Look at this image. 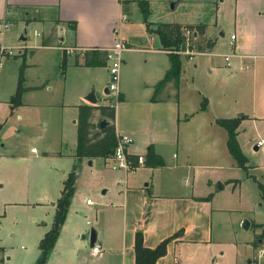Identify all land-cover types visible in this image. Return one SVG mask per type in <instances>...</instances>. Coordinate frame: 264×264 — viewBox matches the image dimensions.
I'll return each mask as SVG.
<instances>
[{
	"label": "crops",
	"instance_id": "obj_1",
	"mask_svg": "<svg viewBox=\"0 0 264 264\" xmlns=\"http://www.w3.org/2000/svg\"><path fill=\"white\" fill-rule=\"evenodd\" d=\"M138 1L0 0V18H7L12 23L10 29L36 24L43 32V38L31 44L32 49L26 47L20 53L12 54L13 57L4 55L0 58V84L5 80L10 82L6 91L0 92V126L8 120L13 121L14 114L17 121L12 123L17 126L22 121L23 124L33 122L39 109L44 105L51 107V103L62 110L74 105L77 109L73 119L76 124V148L77 106L81 103L93 104L86 99L92 84L95 85L97 98L94 104H108L97 97L96 86L102 85L104 75L100 76L94 70L105 69L103 91L107 94V60L105 65H84L83 52L90 49L106 52V48L119 40L127 46L122 52L120 99L115 103L113 122L117 135L132 137L129 154L134 156L135 168L127 173L120 172L117 179H109L113 189L108 198L96 203L91 199L88 203L96 204L94 228L97 231L96 241L102 246L96 256L90 253L88 238L83 236V231L87 230L83 223L81 225L85 205L74 197L71 199L57 242L49 254H57L54 264H84L82 257L86 255L101 264H135L133 244L136 230L143 232L144 244L153 247L179 229H182L180 234L168 242L166 253L155 264H188L186 260L181 261L177 254L182 247L222 244L220 238L213 237V214L223 210L213 203L214 190L222 188L227 182L235 186L241 181L229 175L230 170L237 167V161L227 148V131L217 123L216 118L240 117L237 139L244 153L258 152L260 147L264 149V0L217 1L214 15L205 20H186L180 16H173L171 20L156 19L152 5L163 0H148L150 28L158 22L205 24L203 33L187 35L184 41H191L190 45L195 46L196 50H193L197 52L193 58L181 56L178 86L169 81L154 97L157 82L171 65L170 50L162 47L155 31L147 29ZM189 1L176 0L171 8L177 9ZM230 34H235L233 41ZM13 37L14 42L8 36L7 45H19L17 36ZM199 39L201 44H193ZM25 52L29 53L26 58L22 56ZM47 53L52 61L60 60V63L65 56L67 66H75L88 74L77 90L76 102L56 103L31 96L43 89L38 88L42 83L48 90L53 87L49 85V77L44 76L43 81L36 82L28 73L29 69L43 63V55ZM222 53L230 54L229 63L224 54L222 58ZM198 54L207 58L195 60L194 56ZM183 58H187L185 63ZM207 59L210 60L207 64L208 79L202 81L200 87H192L194 79H191L192 84L185 79H189L192 72ZM23 62L26 64L23 83L29 88L22 92L21 103L14 105L11 100ZM203 101L206 107L201 109ZM96 117L100 119L98 109L93 111V122H97ZM60 124L63 126L62 115ZM259 140L262 144H258ZM150 144L162 156V165L152 166L137 161V155H144ZM56 152L59 157L73 159L74 165L75 149ZM8 154L18 153L0 152V157ZM97 159L105 163L111 160L110 157H84L79 162L80 168L77 167V175L85 165ZM260 165L264 166V161ZM109 190V187L104 188L102 194L106 195ZM207 195L209 198L200 199ZM52 204L56 205V202ZM65 241L69 243L65 245ZM252 242L257 245L263 239ZM259 254H264L262 249ZM221 255V263L226 262L228 254L223 250ZM229 260L228 264L233 261L236 264L235 255L229 256ZM248 261L249 264L254 261L259 264L255 256L248 255Z\"/></svg>",
	"mask_w": 264,
	"mask_h": 264
},
{
	"label": "rangeland",
	"instance_id": "obj_2",
	"mask_svg": "<svg viewBox=\"0 0 264 264\" xmlns=\"http://www.w3.org/2000/svg\"><path fill=\"white\" fill-rule=\"evenodd\" d=\"M198 1L199 3H196ZM217 1L220 3L221 0H190L177 9H172L171 0H163L155 2L152 7H154L156 19L171 20L173 16H180L186 20L198 18L205 20L208 17L211 19L214 15V7ZM224 6H226L225 3ZM229 19L230 17L227 16L228 21ZM24 26H27L29 38L21 41L18 38ZM12 28H8L4 33L5 44L8 43V36L14 42L12 35H15L18 44H24L25 47L32 49L31 44H36L43 38L42 29L36 24H25L21 29L18 26ZM134 28L136 29V27ZM18 29L19 31H17ZM35 31H38L39 34H35ZM133 31L136 33L134 29ZM198 42L201 44L200 39L195 40L193 44ZM190 44L191 41L190 43L185 42L183 47L172 49V51L181 56H189V54L178 51L187 48L196 50L195 46L192 47ZM27 52L22 56L25 58L29 56ZM9 56L13 57L12 54ZM15 57L24 58L21 55H15ZM194 57L195 60L207 58L206 55L201 54ZM51 58L48 53L44 54L43 63L32 67L28 73L34 77L36 82L43 81L41 79L44 76L49 77V85L53 87L48 90L42 83L38 85V88L43 89L31 96L56 103L76 102L78 99L77 90L82 87L83 78H86L88 74L72 65H68L67 71L65 69L62 72L60 60L55 62ZM186 59L183 58L184 63L187 61ZM209 62L210 60H205L198 69L194 70L193 75L189 79H185L187 83L192 84L193 80L191 79H194V84L191 86L200 87L202 81L209 77L207 65ZM94 70H97L100 76L104 75L101 80L102 85L96 86L99 101L115 102L111 94H105L103 91V83L106 80L105 69ZM8 84L10 82L7 80L0 84V92H5ZM90 89L95 91V85L92 84ZM76 112L77 109L74 105H69L62 110L60 107L57 108L55 103H51V107L44 105L39 109V113L34 117L33 122L23 124L22 121L17 126V124L12 123L17 121L14 114L12 116L13 121L8 120L0 126V142L3 143L0 145V152L18 153L17 155L8 154L0 157V264H34L39 257L38 242L50 227L55 212L56 205L52 202H56L63 181L72 169L73 159L68 156L59 157L56 151L62 149L65 152L75 149L76 124L73 119L76 117ZM61 115L63 116V126L60 124ZM96 120L98 121L99 117H96ZM45 122L47 123L45 124ZM32 147L37 151L32 152ZM244 155L247 166H240L235 158L237 167L230 170L229 174L240 178L241 181L235 186L227 182L222 188L214 190L213 203L215 207H220L223 210H217L213 214V237L220 238L222 244L219 246L207 244L182 247L181 250L177 251L181 261L186 260L188 264H201L202 261L203 264H228L230 262L229 256L235 255L236 264H249L248 255H250L255 256L259 264L264 263V254H259L260 249L264 252V197L259 187V182H261L264 189V166L260 165L261 161H264V149L260 147L258 152H246ZM112 165V160L105 163L97 159L85 165L76 177L75 189L71 199L74 197L77 202H82L85 205L81 225L83 223L85 229L87 228L83 231L86 238H88L90 227H95L96 204H88L85 199L89 197L96 203V201L110 196L113 183L109 179L112 177L117 179L120 172H123L120 168H114ZM108 167L112 168L105 169ZM223 173L225 172L223 171ZM107 187L110 190L106 195H103L102 191ZM86 220L91 223H86ZM245 220L249 221L248 226L244 225ZM258 238L263 239V242L256 245L252 240ZM68 243L65 241V245ZM236 244L238 245L236 246ZM223 250L228 254V258L226 262L221 263ZM49 256L45 264H54L58 259L57 254L53 252ZM86 256L82 257L84 264H101L92 256ZM66 260L68 261L69 257ZM232 264L235 262L233 261ZM250 264L257 263L254 261Z\"/></svg>",
	"mask_w": 264,
	"mask_h": 264
},
{
	"label": "trees",
	"instance_id": "obj_3",
	"mask_svg": "<svg viewBox=\"0 0 264 264\" xmlns=\"http://www.w3.org/2000/svg\"><path fill=\"white\" fill-rule=\"evenodd\" d=\"M139 7L141 9L143 19L147 25V29L155 31L160 39L163 48L170 50L169 55L171 58V65L165 72L163 77L157 82L153 97L162 89V87L169 81H172L175 86L179 84V78L181 74V55L172 49H178L184 46V41L188 36L194 34L203 33L205 30L204 23H177V22H158L154 28H150V21L148 16L150 14V7L148 0H139ZM188 33V34H187ZM84 65H105L106 64V52L98 49L85 50ZM77 64V61H75ZM25 63H21L17 87H15L14 94L12 96V102L14 105L21 103L20 96L23 91L29 87L24 85L23 70ZM62 72L67 67L66 57L63 56L60 63ZM120 99V96H119ZM77 116V142L73 156L75 157V163L72 169L68 172L66 178L63 181V186L59 197L56 200L55 212L50 227L44 232L43 236L38 242V248L40 251L39 257L34 264H45L48 256L53 249L55 242L60 234V230L63 222L65 221L69 205L71 203V197L75 189V181L77 177V167L79 162L84 157H110L117 144V134L114 126L115 105L108 104H87L81 103L78 106ZM206 107V102L203 101L201 109ZM98 109L100 112V119L97 122L92 121L93 111ZM105 118L108 123L100 127V120ZM217 123L222 125L227 131V148L231 155L237 159L240 166L246 167V156L244 155L239 141L237 139V126L240 122V117H218ZM134 159V156L131 155ZM144 162L148 165L158 166L163 164V158L157 154L153 145H148L144 154ZM259 187L262 190L264 197V189L261 182ZM209 198V195L200 197V199ZM182 229L174 232L173 234L160 240L155 246H146L143 242V232L136 230L134 234V259L135 264H155L157 259L163 256L167 251V244L170 240L180 234Z\"/></svg>",
	"mask_w": 264,
	"mask_h": 264
},
{
	"label": "built area",
	"instance_id": "obj_4",
	"mask_svg": "<svg viewBox=\"0 0 264 264\" xmlns=\"http://www.w3.org/2000/svg\"><path fill=\"white\" fill-rule=\"evenodd\" d=\"M12 23L7 18H0V58L4 55H11L15 53H20L24 48V44L19 45H7L4 43V33ZM35 34H39L38 31H35ZM188 34V33H187ZM189 35V34H188ZM235 38V34H230V39L233 41ZM127 46L123 41H116L113 45L106 48V60H107V69L109 73V78L107 82V88L108 92L107 94H111L114 98V101H111L109 103L114 104L116 101L119 100L120 96V66L122 61V52L124 49H126ZM178 52H184L186 54H189V57H192L194 53L197 51H194L190 48H187L183 51ZM224 58L229 63L230 54H224ZM132 141V137L126 134L123 135H117V144L115 146V149L110 156V159L113 161V167L114 168H120L124 172L131 171L135 168V162L132 158L131 154H129V145ZM258 144H262V140L257 141ZM31 151H36L35 148H32ZM137 161L140 163L144 162V155L139 154L137 155ZM92 200L91 198H87L86 202L90 203ZM89 221V220H88ZM102 249L101 244L98 241H95V243L90 247V253L93 256H96L100 253Z\"/></svg>",
	"mask_w": 264,
	"mask_h": 264
},
{
	"label": "water",
	"instance_id": "obj_5",
	"mask_svg": "<svg viewBox=\"0 0 264 264\" xmlns=\"http://www.w3.org/2000/svg\"><path fill=\"white\" fill-rule=\"evenodd\" d=\"M175 1L176 0H172L170 2V6L171 7H174V4H175ZM29 38V35H28V32H27V26H24L23 27V30L22 32L20 33L19 35V40L23 41V40H27ZM105 92L107 93L108 92V88L106 87L105 88ZM86 99L90 102V103H96L97 102V98L95 96V91L94 89H90V91L88 92L87 96H86ZM108 123V120L105 119V118H102L100 120V126L103 127L105 126L106 124ZM89 162H91V160H89ZM245 226H248L249 225V221L248 220H245ZM83 236L85 237V234H83ZM97 240V231L96 229L91 226L90 229H89V235H88V241H89V245L92 246L95 241ZM258 242H261L262 239L261 238H258L257 239Z\"/></svg>",
	"mask_w": 264,
	"mask_h": 264
}]
</instances>
